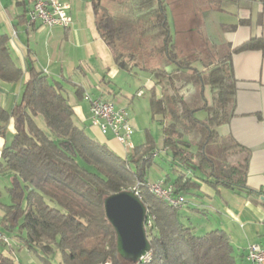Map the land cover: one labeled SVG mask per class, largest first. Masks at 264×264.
<instances>
[{
    "label": "trees",
    "instance_id": "16d2710c",
    "mask_svg": "<svg viewBox=\"0 0 264 264\" xmlns=\"http://www.w3.org/2000/svg\"><path fill=\"white\" fill-rule=\"evenodd\" d=\"M100 1L91 0L94 25L115 67L147 74L153 83L148 92L150 114L158 119L162 151L171 165L165 182L172 185L173 196L185 198L199 183H205L264 208V187L247 185L246 160L229 164L211 157L218 144L226 146L222 152L227 155L238 148L228 147L217 134L232 116L236 88L231 57L263 49L262 40L251 38L198 71L192 66L195 59L180 58L175 52L163 0H111L120 7L118 15L102 8ZM242 1L264 4V0ZM127 8L132 19L124 15ZM130 26L137 28L139 37L149 39L151 48L174 68L140 67L132 54L119 50L117 43ZM27 73L19 101L9 111L0 103V134L9 121L14 130L0 153V175L11 174L6 188L9 204L1 206L0 225L28 251L38 254L41 264H55L57 252V264H238L224 231L215 229L197 236L182 223L186 198L181 208H173L148 191V171L155 164L157 147L147 130L143 144L122 158L74 123L62 83L51 82L33 68ZM22 78L23 70L16 66L9 49V37L0 33V81L14 84ZM203 84L208 85L212 101H187ZM75 93L81 97L83 91L77 87ZM198 112L205 113L204 119L196 117ZM133 182L142 186L150 245L141 262L118 255L117 235L104 210L108 196L129 190ZM0 264L15 263L0 251Z\"/></svg>",
    "mask_w": 264,
    "mask_h": 264
},
{
    "label": "crops",
    "instance_id": "0c3cea01",
    "mask_svg": "<svg viewBox=\"0 0 264 264\" xmlns=\"http://www.w3.org/2000/svg\"><path fill=\"white\" fill-rule=\"evenodd\" d=\"M67 2L72 22L63 28H46L38 22L28 23L27 13L33 0H0V33L9 37L13 61L23 70V78L18 83L0 81L1 107L9 111L19 101L22 85L28 79L27 70L33 68L46 75L51 82L62 83L73 108L74 123L92 139L105 144L123 158L129 151L111 134L102 135L97 128L91 126L89 103L84 97L108 101L113 98V103L127 112L130 96L122 89H118V94L115 91L114 83L119 73L133 76L148 92L153 83L147 74L138 71L127 73L115 67L107 46L95 29L91 0ZM232 5L235 7L234 22L221 25L223 42L228 50L251 38L261 39L264 43V4L238 0L237 4ZM182 13L184 14V10ZM232 26H235L233 30L230 29ZM231 61L236 93L232 116L218 128V136L228 147L238 146L230 155L236 162L247 161V185L260 189L264 187V48L233 54ZM86 75L91 78L86 83L90 91L83 85ZM107 86L112 89L108 91ZM77 87L83 91L81 97L75 93ZM93 90L98 93L95 94ZM115 94L117 96L114 97ZM136 94L143 96L141 90ZM128 119L134 130L131 136L134 148L143 144L136 134L140 131L144 134L146 125L130 114ZM152 120L157 122L158 119ZM6 132L13 136L12 121L8 122L0 134V153L7 143ZM162 155L169 163L165 152ZM159 170L162 172L159 179L165 180L167 175H171V165L169 172L160 165ZM0 176L11 177V174ZM191 194L193 199L190 201L185 196L188 209L211 213L213 230L219 229L227 234L238 264H248L245 259L247 248L254 244L264 245V208L249 203L230 190L222 187L215 189L205 183H199V188L192 189ZM183 208L187 207H182L181 210ZM2 217L3 211L0 209V220ZM3 255L7 256L4 252Z\"/></svg>",
    "mask_w": 264,
    "mask_h": 264
},
{
    "label": "rangeland",
    "instance_id": "374dc122",
    "mask_svg": "<svg viewBox=\"0 0 264 264\" xmlns=\"http://www.w3.org/2000/svg\"><path fill=\"white\" fill-rule=\"evenodd\" d=\"M110 1L111 0H101L100 4L102 8H107L112 15H118L120 12L118 9L120 7H118L115 2ZM163 1L167 7L168 22L175 46V52L180 58L195 59L192 66L198 71H204L207 69L206 66L208 64L215 63L218 59L226 55L228 48L223 42L224 35L221 30V27L223 26L221 25L222 23L232 24L234 22V5L225 0ZM183 10L184 14H181V11ZM102 11H100V14L103 13ZM125 13V17L132 19L131 10L129 8L126 9ZM117 44L119 50L123 53L132 54L135 57L136 63L140 67L148 69L158 68L165 71H170L174 68V66L167 63L164 57L160 56L155 49L151 48L152 46L149 39L139 37L136 27H126ZM119 74L120 75L117 76L116 82L114 83V86H116V93L118 92V89H122L126 91L128 96H130L127 114L136 117L137 120H140L146 125V130L151 134L157 147V156L154 161L155 164L148 171L147 181L149 184H152L159 180V175L162 173L161 170H159V165L168 172L170 168L166 157L162 155V135L159 123L153 121L151 118L148 91L140 83H137L133 76H129L125 73ZM204 76L207 77V74L205 73ZM125 78H128L129 80H126ZM90 81V75H86V78L83 80V85L87 87L86 83ZM86 89H88V87ZM107 89L109 91L112 88L107 86ZM138 90L142 91L143 96H137L136 93ZM92 92L95 91L93 90ZM97 93L98 92H95V94ZM117 94H115L114 97L117 96ZM105 96L107 97L108 94H105ZM195 99L200 101L204 100L208 103L212 101V94L209 91L208 85H201L194 89L187 97V101L190 102ZM110 101L113 102V98H111ZM196 117L198 119H204L205 113L198 112ZM39 122L43 125L42 119H40ZM5 137L6 142L8 143L12 136L6 132ZM136 137L144 142V134H142V131H140L138 135L136 134ZM224 147L226 146L223 144L215 146L212 150L213 154L211 157H213L218 163L226 162L229 164H235L236 161L232 155H227L222 152ZM10 179L11 178L8 176H0V204L2 205L9 204L6 188L10 185ZM135 185V182L130 184L128 186V188H130L129 190ZM148 191L151 193L150 189ZM186 197L189 201L193 199L191 193ZM188 205L185 204L183 207L187 208L181 210L182 223L193 228L194 233L197 236L212 231L214 228L211 224L213 223V220L210 218L211 213H206L204 211L194 212L188 209ZM0 209L2 211L1 206ZM205 215L207 217H205ZM0 232L7 238V242L0 241V251L11 257L15 264H41L38 254L28 251L27 248L24 247L16 237H14V234L6 232L1 225ZM53 259L55 264L59 263L60 258L58 252L55 253Z\"/></svg>",
    "mask_w": 264,
    "mask_h": 264
},
{
    "label": "built area",
    "instance_id": "2783aa9c",
    "mask_svg": "<svg viewBox=\"0 0 264 264\" xmlns=\"http://www.w3.org/2000/svg\"><path fill=\"white\" fill-rule=\"evenodd\" d=\"M70 6L67 0H33L32 7L27 13L28 23H40L42 27H62L66 22H72L69 15ZM90 124L99 130L102 135L111 134L112 137L128 151L133 149L131 126L127 112L117 107L113 102L94 98V103L89 104ZM141 185L137 183L132 187V192L141 200ZM148 187L157 188L162 196L173 200L177 208H181L186 200L183 196H173V187L163 179H159ZM150 227L151 225H147ZM0 241L7 242V238L0 232ZM248 264H264V245L254 244L247 248L245 255Z\"/></svg>",
    "mask_w": 264,
    "mask_h": 264
},
{
    "label": "water",
    "instance_id": "95a60500",
    "mask_svg": "<svg viewBox=\"0 0 264 264\" xmlns=\"http://www.w3.org/2000/svg\"><path fill=\"white\" fill-rule=\"evenodd\" d=\"M106 219L117 235V253L131 262L147 258L150 245L145 233L146 208L132 191L112 194L104 200Z\"/></svg>",
    "mask_w": 264,
    "mask_h": 264
},
{
    "label": "bare ground",
    "instance_id": "6f19581e",
    "mask_svg": "<svg viewBox=\"0 0 264 264\" xmlns=\"http://www.w3.org/2000/svg\"><path fill=\"white\" fill-rule=\"evenodd\" d=\"M69 25V22H66L65 24H63V27H67ZM85 100L89 103V104H93L94 103V98H91L90 96H85L84 97ZM132 190V189H131ZM129 190V191H131ZM151 193L158 199V200H162L164 202H166L169 206L173 207V208H177V205H174L173 200H170L168 197L162 196L161 192L158 191L157 188H152L150 187ZM138 197V196H137ZM142 197V194H141Z\"/></svg>",
    "mask_w": 264,
    "mask_h": 264
}]
</instances>
